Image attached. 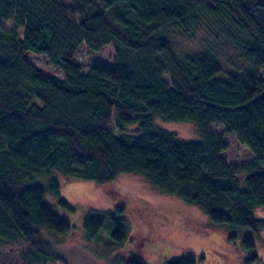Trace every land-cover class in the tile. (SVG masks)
<instances>
[{
  "label": "trees",
  "instance_id": "obj_1",
  "mask_svg": "<svg viewBox=\"0 0 264 264\" xmlns=\"http://www.w3.org/2000/svg\"><path fill=\"white\" fill-rule=\"evenodd\" d=\"M2 19L22 29L18 35L0 25V244L19 248V264L65 262L41 235L70 229L45 201L52 194L74 208L59 197L56 172L95 180L115 199L113 210L90 209L83 218L88 240L105 221L112 225L104 247L125 250L113 254L114 264H148L125 245L132 193L112 183L122 172L199 206L229 241L240 239L248 253L242 264L259 260L264 0H0ZM81 43L90 50L112 44V62L94 60L83 70L75 55ZM222 46L235 52L227 67ZM26 51L45 55L63 76L43 72ZM156 118L193 121L200 137L183 140ZM112 119L140 134L113 132ZM228 135L246 146L250 161H227ZM200 258L178 254L163 264Z\"/></svg>",
  "mask_w": 264,
  "mask_h": 264
},
{
  "label": "rangeland",
  "instance_id": "obj_2",
  "mask_svg": "<svg viewBox=\"0 0 264 264\" xmlns=\"http://www.w3.org/2000/svg\"><path fill=\"white\" fill-rule=\"evenodd\" d=\"M62 1L68 2V0ZM0 25L5 29H14L18 35H21V27L15 25L11 19L0 20ZM180 41L183 45L192 44L190 41H187V44ZM196 46L199 44L196 43ZM112 54V44H105L99 50H90L81 43L75 52L83 70H87L94 60L111 63ZM24 55L43 72L63 76L62 71L50 64L45 55L31 51H26ZM218 57L224 67L229 66L228 57L236 61L234 49L229 46H222ZM155 122L158 126L174 131L183 140L200 137L197 125L193 121L156 118ZM109 128L113 132H121L125 135L140 134L135 124L119 130L114 119L109 124ZM211 129L221 131L222 126L213 124ZM226 139L228 148L224 155L227 161L247 162L252 159L250 151L233 135H228ZM56 176L59 181V197L65 199L74 208L73 210L62 208L57 202V196L45 195V201L70 223V229L66 233L41 229V235L65 259L64 263L48 261L44 264H114L113 254L119 253L124 256L125 250L120 253L121 250L106 248L107 245L104 247L112 225L105 221L97 236L88 240L85 236L83 218L90 209L113 210L115 199L108 196L101 184L95 180L64 176L58 172ZM112 183L132 193L126 201L124 211V220L128 227L126 235L131 240V244L125 245L146 263L163 264L167 256L186 254L197 259L201 257L200 264H242L243 256L248 254L241 248L239 238L234 242L229 241L227 231L221 226L213 225L199 206L187 204L175 195L159 191L144 176L122 172L114 177ZM255 214L264 217V207L255 208ZM253 238L254 250L259 256V260L254 264H264V228L253 235ZM18 249L16 245L12 247L0 244V262L3 260L6 264H19Z\"/></svg>",
  "mask_w": 264,
  "mask_h": 264
},
{
  "label": "water",
  "instance_id": "obj_3",
  "mask_svg": "<svg viewBox=\"0 0 264 264\" xmlns=\"http://www.w3.org/2000/svg\"><path fill=\"white\" fill-rule=\"evenodd\" d=\"M260 97L264 100V90L261 92Z\"/></svg>",
  "mask_w": 264,
  "mask_h": 264
}]
</instances>
